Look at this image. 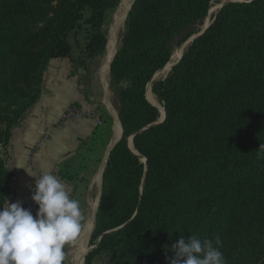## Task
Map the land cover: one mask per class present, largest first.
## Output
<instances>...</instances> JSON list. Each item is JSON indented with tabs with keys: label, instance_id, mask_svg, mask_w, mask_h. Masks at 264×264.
I'll use <instances>...</instances> for the list:
<instances>
[{
	"label": "trees",
	"instance_id": "1",
	"mask_svg": "<svg viewBox=\"0 0 264 264\" xmlns=\"http://www.w3.org/2000/svg\"><path fill=\"white\" fill-rule=\"evenodd\" d=\"M211 1L135 0L128 12L111 62L124 134L103 174L92 232L102 238L85 264L101 251L107 264H169L170 245L192 234L219 235L226 264H264V0L226 3L153 81L163 122L154 124L161 112L147 99ZM120 3L0 0V146L38 101L52 58L89 66L105 54L104 25ZM133 134L146 162L129 146ZM13 182L0 150V204Z\"/></svg>",
	"mask_w": 264,
	"mask_h": 264
},
{
	"label": "crops",
	"instance_id": "2",
	"mask_svg": "<svg viewBox=\"0 0 264 264\" xmlns=\"http://www.w3.org/2000/svg\"><path fill=\"white\" fill-rule=\"evenodd\" d=\"M106 52L89 66L78 65L69 57H55L49 61L38 101L21 124L13 129L8 145L0 146L8 167L14 173L10 203L19 201L35 215L38 210L32 199L35 176L52 172L65 184L71 198L80 201L82 224H88L89 220L92 222L100 197L101 181L96 178L88 182L82 178H68L65 173L75 156L100 133L101 127L109 122L112 128L119 118L109 94L111 66L107 82L103 74ZM154 78L150 82L151 89L153 81L157 80ZM71 106H79L84 115L63 120L64 112ZM47 133L50 134L48 139L38 146L39 139ZM114 135L115 125L109 146L114 142ZM108 258L109 254L101 251L91 264H107Z\"/></svg>",
	"mask_w": 264,
	"mask_h": 264
},
{
	"label": "clouds",
	"instance_id": "3",
	"mask_svg": "<svg viewBox=\"0 0 264 264\" xmlns=\"http://www.w3.org/2000/svg\"><path fill=\"white\" fill-rule=\"evenodd\" d=\"M259 150L264 153V145ZM35 177V215L19 201L0 204V264H63L65 245L82 230L80 201L71 198L65 184L52 172ZM222 243L219 235H181L167 259L169 264H226Z\"/></svg>",
	"mask_w": 264,
	"mask_h": 264
},
{
	"label": "rangeland",
	"instance_id": "4",
	"mask_svg": "<svg viewBox=\"0 0 264 264\" xmlns=\"http://www.w3.org/2000/svg\"><path fill=\"white\" fill-rule=\"evenodd\" d=\"M224 1H226V0H212L211 1L212 7L210 8V11L207 15V16H210L211 21L215 17V15L218 13V11L220 9L219 7L221 6V4ZM240 1H250V0H240ZM121 2H122V0H121ZM120 5H121V3H120ZM120 5L117 7L118 9H119ZM117 8L109 13L107 20L105 22V25H104V29H105L109 38H110L111 32L113 31V28L115 26L116 21H114V20H116V13L118 11ZM206 18H204L201 22H199L198 24H196L195 26L192 27V32H193L192 35L190 36V38H188L181 45H178V39L175 41V43L173 44V47H172V56H173L174 52H180V53L182 52L183 49L180 47H184V50H186L190 47V45L192 44V41H191L192 37L200 34L202 32V30L205 28L204 25L206 22ZM125 22H126V19H125ZM125 22L116 31L117 41L119 40L117 47L118 46L120 47V45H121V38H122V35L124 33V30H125ZM118 48H117V50H118ZM172 56H171V58H172ZM95 61L96 60L93 61L92 65H94ZM170 72H171V70L168 73L162 75L161 77H158V79L168 76L170 74ZM124 85H126V83ZM149 86L151 88V85H148V87ZM148 89H147V96H148ZM109 94H110V100H111V104H112L113 108L119 112V99L116 96L115 91L111 87V73H110ZM155 96H156V99L158 100V106L157 107L159 108V110L161 112V106L164 107L163 102L160 100V98L156 94H155ZM161 116H162V112H161ZM114 125L115 124H113V126ZM109 126H110L109 122L106 126L103 125V127H101L100 133L96 137H94L88 143V145L85 146V148L75 156L74 160L67 166L68 168L66 169V172H67L66 175L70 176L71 178L72 177L73 178H76V177L82 178V179L86 180L87 182L89 180H91L92 178L97 179L98 175L100 174V172H99L101 169L100 167L103 164V160H104L107 148L109 146V142L113 138L112 137L113 126L111 128V131L108 130ZM102 186H103V183H102ZM82 226H83V224H82ZM94 227H95V224H94ZM75 240L73 242H70L67 245V247L65 248V250H64L65 259H64L63 264H70L69 263V251L73 247ZM94 244L95 243L92 239V234H91V237L89 238L88 246H91Z\"/></svg>",
	"mask_w": 264,
	"mask_h": 264
},
{
	"label": "bare ground",
	"instance_id": "5",
	"mask_svg": "<svg viewBox=\"0 0 264 264\" xmlns=\"http://www.w3.org/2000/svg\"><path fill=\"white\" fill-rule=\"evenodd\" d=\"M133 1L134 0H122L119 9L117 8L118 11L116 13V20H114V21H116L115 26H114L113 31L111 32L110 38L108 40L107 52H106V55H105L104 60H103V74L105 76L106 82L108 81V74H109V68L111 65V60L117 51L116 31L125 22L126 13H127L128 9H129V7ZM210 22H211V18H210V16H207L204 26L206 27ZM180 48L183 49L182 52L181 53L180 52H174L170 62L167 64V66H165L164 68H162V70L158 71L155 74L154 79L158 80V77H161L162 75L168 73L171 70L172 66L179 61L180 57L182 56V54L184 52V47H180ZM148 88L147 89H148L149 100H151L152 102L156 103V105H158V100L156 99L155 94L152 92L150 86ZM164 111H165L164 107L161 106L162 114H164ZM115 113H116V111H115ZM118 122L119 121L117 120L116 124H115V135H114L113 141H116L118 139V137H120V135H121V125ZM97 179L100 180V175H98ZM95 206H96V204L94 203L93 207L95 208ZM93 225L94 224L90 220H89L88 224L85 223L83 225L81 232L79 233L78 237L76 238V240L73 244V247L69 251V263L70 264H84V263H79V260L81 258V255L83 254V252L86 250V244H84L85 236L89 232V238H90V232L93 229Z\"/></svg>",
	"mask_w": 264,
	"mask_h": 264
},
{
	"label": "water",
	"instance_id": "6",
	"mask_svg": "<svg viewBox=\"0 0 264 264\" xmlns=\"http://www.w3.org/2000/svg\"><path fill=\"white\" fill-rule=\"evenodd\" d=\"M134 1H135V0H134ZM134 1H133L132 4L130 5V7H129L127 13H126V18H127L128 12H129V10L131 9V7H132ZM233 1H240V0H226V1H224V2L221 4V6H220L219 8L223 7L226 3L233 2ZM250 1H252V0H250ZM126 18H125V19H126ZM214 20H215V17H214V18L212 19V21H211V22H210V23H209V24H208V25L202 30V32H201L200 34H198V35H196V36H193L192 39H191V41H193L196 37L202 35V34L207 30V28L211 25V23H212ZM116 52H117V51H116ZM115 54H116V53H115ZM183 54H184V52H183ZM183 54H182V56H183ZM182 56L180 57L179 61L181 60ZM113 57H114V56H113ZM112 59H113V58H112ZM179 61H178L176 64H178ZM111 62H112V60H111ZM176 64H174L173 66H175ZM110 66H111V65H110ZM173 66H172V67H173ZM154 76H155V75H154ZM164 110H165V108H164ZM165 118H166V110L164 111V114H162V116L160 117V119H159L156 123H154V124H158V123L163 122V121L165 120ZM118 121H119V123H120V125H121V135H120V137H119L116 141H114V142L108 147L107 152H106V154H105V157H104V160H103V164H102V167H101V171H100V181H101V192H100V197H101V193H102L103 174H104V171H105V168H106V165H107V161H108V158H109L110 152H111V150L113 149V147L115 146V144H116V143H117V142L123 137V134H124V132H123V127H122V124H121V121H120L119 118H118ZM154 124H153V125H154ZM136 133H137V132H136ZM134 135H135V134H133V135L129 138V146H130V148L134 151V153H136V154H137V155H138L143 161L146 162V158L143 157L141 154H139V153L135 150V148H134V142H133ZM144 181H145V179H144ZM100 197H99V201H100ZM99 201H98V204H97V208H96V210H95V212H94V214H93V218H92V223H93V224H95V220H96V216H97V211H98V206H99ZM93 229H94V225H93ZM93 229H92V231L90 232V237H91V234H92V232H93ZM101 238H102V237H99L94 245L88 246V244H89V232L86 234V236H85V240H84V244H86V250H85V251L83 252V254L81 255V258H80V260H79V263H84V262H85L87 255H88L91 251H93L94 249H96V248L99 246V243H100V241H101Z\"/></svg>",
	"mask_w": 264,
	"mask_h": 264
},
{
	"label": "built area",
	"instance_id": "7",
	"mask_svg": "<svg viewBox=\"0 0 264 264\" xmlns=\"http://www.w3.org/2000/svg\"><path fill=\"white\" fill-rule=\"evenodd\" d=\"M84 115V112L79 106H71L69 107L63 114L62 119L63 120H69L72 118H77V117H82ZM50 136V134H45L43 135L39 141H38V146L42 145ZM38 208V205H37Z\"/></svg>",
	"mask_w": 264,
	"mask_h": 264
}]
</instances>
